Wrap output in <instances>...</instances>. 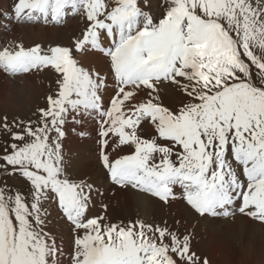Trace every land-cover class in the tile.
Masks as SVG:
<instances>
[{
    "label": "snow or ice",
    "instance_id": "snow-or-ice-1",
    "mask_svg": "<svg viewBox=\"0 0 264 264\" xmlns=\"http://www.w3.org/2000/svg\"><path fill=\"white\" fill-rule=\"evenodd\" d=\"M10 15L82 27L71 46L0 47V72L55 75L31 117L0 116V264H211L179 219L112 221L107 204L89 215L99 190L69 174L63 146L66 125L86 119L117 189L264 224V0H16ZM86 54L99 66L81 63ZM17 177L23 187L7 183Z\"/></svg>",
    "mask_w": 264,
    "mask_h": 264
},
{
    "label": "rangeland",
    "instance_id": "rangeland-1",
    "mask_svg": "<svg viewBox=\"0 0 264 264\" xmlns=\"http://www.w3.org/2000/svg\"><path fill=\"white\" fill-rule=\"evenodd\" d=\"M15 2L16 0H0V11L11 8ZM69 22L70 19L68 18L66 24L58 25V27H43L40 25H23L21 27H17L19 28V31L15 36L16 37L20 36L21 33H25V32L35 33L36 30L40 29V34H42V36L34 35L32 37H26V38L22 37V41L25 43L26 47L31 46L34 43H41V42L45 44L47 43L48 46L49 45L71 46L73 38L76 35H79V32L78 33L75 32L74 34L67 33L66 26L69 24ZM54 29H59V30L54 31ZM81 56H79V59L81 63H83L84 60H82L83 57L80 58ZM89 59L91 61V60H95L96 58L94 57V55H92L91 57H89ZM33 75H36L39 78V73H35ZM37 77L28 75L19 78L12 77L11 79H9L5 77L2 73H0V99L3 100V101L0 100V116L6 114L9 120H11L13 117L27 119L32 116L33 112L38 107H44L46 105V96L48 94H51L55 90V83H54L55 79L41 81V82H45V84L40 85L38 83L36 85V88L30 91V96L28 97L26 93L27 85H32L34 83H37L40 80V79L36 80ZM42 77L40 76V78ZM45 78H49V76H45ZM3 80L7 81V86L5 87L2 86ZM168 90L169 93L167 94V96L169 95V97L167 98V102L169 105L172 106L174 105L172 103V98L177 97L176 99H179V96L171 88H168ZM5 103L8 106L14 107L16 109H11L10 107L6 106ZM68 124L66 125V130L68 126V132L64 139L65 143L66 144L68 143L66 148H64L65 163L67 165V170H70V172L73 173L74 177L77 176L79 178L86 179L90 183L92 182V178H90V176L88 175H85L83 172L89 171L92 173L95 172L96 167H98L95 143L92 140V138L94 137V128H91V126L95 124V122L91 119H86L79 125H73L71 122H69ZM73 129H75V131H73ZM81 130H83L86 133L83 137L79 135V132ZM149 133L150 132L148 131L144 135H148ZM0 179H3V177H0ZM108 181L109 180L106 179L104 183L100 184L102 186H98V188L100 190L99 193L101 192L104 194V198L102 197V199L104 200L103 204H107L108 207H110V209H107V213H106L110 220L124 221L125 223H127L130 220H136L138 218L149 223L154 221L160 222L166 220L169 225H173L174 221L179 219L180 214L177 210H173L171 208L172 206H164L155 199H154L155 203L151 207H148L146 211L141 206L137 205V202L135 201L133 196H131V199L133 200L131 201L128 200L129 202H126L124 200H122L121 202L114 201V199L112 198V194L110 195L106 194V190L108 188L107 184L114 187V185H112ZM7 183L9 185H13L16 187H23V181L18 177L7 178ZM132 192L134 193L135 191ZM98 195L99 194H94L93 196L94 206L91 207L89 215L103 214V210L99 212V209H101V205H100L101 198H99ZM185 212H187V210ZM52 219L53 222L50 225V230L56 232L58 237L62 238L63 242H66L64 243V245L67 244L69 246L68 249H70L72 235L69 231V227L66 223L59 220L57 212L54 208L52 209ZM209 219L211 220L219 219L220 221L224 220V218H211V217H209ZM180 221H181V225H180L181 231L188 229L193 233V239H192L193 250L197 251L198 254L199 251L194 249V242L197 240L198 234L202 235V240L197 245L200 247L201 255L207 257L210 260L211 264H218L219 261L221 260L222 254H223L222 260L224 261L222 262V264H243L242 262H237V258H233V254L231 253L232 248L227 246L231 244H238L241 240H243V242L249 241L248 232L253 233L251 230L250 231L248 230L249 226L240 227L241 231L236 232L234 235H231L232 232L230 231H226L230 234V235H226V232L224 230H221L219 226H212L209 228L208 231L210 237H207V235H205V231L202 230L203 227L198 219H193V220L188 219L185 221L181 219ZM254 224L256 226H260L257 225L256 223ZM192 226H195V228L193 229ZM64 227L67 230H65ZM251 227L253 228V226ZM219 235H222L224 239L219 237ZM257 238L259 237L257 236ZM262 243H264V241ZM208 252L209 255L206 256ZM262 254L264 253L258 255H262ZM244 264H264V256L255 258L252 252L247 251L244 256Z\"/></svg>",
    "mask_w": 264,
    "mask_h": 264
},
{
    "label": "bare ground",
    "instance_id": "bare-ground-1",
    "mask_svg": "<svg viewBox=\"0 0 264 264\" xmlns=\"http://www.w3.org/2000/svg\"><path fill=\"white\" fill-rule=\"evenodd\" d=\"M155 2V0H154ZM67 27V33H70V34H74L75 32H79L81 27H82V24L79 22L78 19H72L70 20L69 24L66 26ZM59 29H54V31H57ZM49 31V30H48ZM23 32V31H22ZM35 32H38L40 33V29L39 30H36ZM66 32V31H65ZM26 33V32H25ZM44 35V34H43ZM44 37V36H43ZM52 37V36H51ZM26 38V37H25ZM63 38V37H62ZM67 39V38H66ZM50 40V39H49ZM57 40V39H56ZM61 40V39H60ZM66 41V40H65ZM63 42V41H62ZM91 54H86V55H82L80 58L83 57L82 60H84V64L88 65V64H93V65H96V66H99L98 65V62H97V58L95 60H91L89 59V57ZM86 61V62H85ZM106 71V69H103ZM17 80V79H15ZM2 86H7V81L6 80H3V85ZM169 93V90L168 89H165V94L167 95ZM91 128H94V136H95V132H96V125L93 124L91 126ZM95 143V148H96V156H97V142L94 141ZM95 153V152H94ZM85 175H88L90 176V178H92V182L90 183H93L95 188H98V186H102L100 185L101 183H104L106 181L107 176H106V173L104 172V170H102L100 167H99V164H98V167H96V170L95 172H89V171H84L83 172ZM110 182V181H108ZM107 184V183H105ZM104 186V185H103ZM107 190H106V194H112V198L114 199V201H118V202H121L122 200L126 201V202H129L133 199H131V196L134 197L135 201L137 202V205L138 206H141L145 211L148 209V207H151L155 201L154 199H152L151 197L141 193V192H137L135 191L134 193L132 192V190H128V191H124V190H118L115 186L112 187L110 186L109 184H107ZM102 190V189H101ZM100 191V190H99ZM101 193V192H100ZM104 198V196H103ZM129 200V201H128ZM173 210H177L179 212V219L181 220H193V219H198L202 224L203 228H204V231H205V235H207V237H210V234H209V228L212 227V226H219V228L221 230H224L225 232L226 231H230L232 232L231 235H234L236 232H240L241 231V228L240 227H246V226H256L252 220L250 218H247V217H242V216H236L234 220L232 219H224V220H219V219H214V220H211L209 218H198L196 216H193L191 213H189L188 211L185 212L187 209L183 206V204L181 203H174L171 207ZM134 209V208H133ZM144 213V212H143ZM184 213V214H183ZM187 213V214H185ZM183 214V215H182ZM108 216V215H107ZM231 220V221H229ZM211 221H214V222H211ZM195 222V221H194ZM194 224V223H193ZM215 224V225H213ZM192 228H194V226H192ZM254 228H257V230L259 232H264V228L262 226H256ZM226 235H230L228 232H226ZM259 238H261L262 236L261 235H258ZM243 240H241L239 243H242ZM65 246V249L66 251L69 250L68 249V245H64ZM241 246V245H240Z\"/></svg>",
    "mask_w": 264,
    "mask_h": 264
},
{
    "label": "crops",
    "instance_id": "crops-1",
    "mask_svg": "<svg viewBox=\"0 0 264 264\" xmlns=\"http://www.w3.org/2000/svg\"><path fill=\"white\" fill-rule=\"evenodd\" d=\"M248 230L249 231L251 230L253 232V233L248 232L249 241H245L243 243H238V244H231L227 246L232 248L231 253L233 254V258H237V262H242L243 264H244V256L247 251L252 252L255 258L264 256V254L258 255L264 253V243H262L264 241V235H261L262 236L261 238H257V236L260 235V233L254 227L253 228L248 227ZM222 259L223 256H221V260L219 261L218 264H222V262H224Z\"/></svg>",
    "mask_w": 264,
    "mask_h": 264
}]
</instances>
